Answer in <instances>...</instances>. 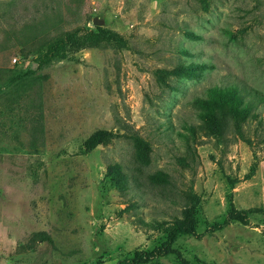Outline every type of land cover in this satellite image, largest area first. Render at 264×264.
Here are the masks:
<instances>
[{"label": "rangeland", "instance_id": "obj_1", "mask_svg": "<svg viewBox=\"0 0 264 264\" xmlns=\"http://www.w3.org/2000/svg\"><path fill=\"white\" fill-rule=\"evenodd\" d=\"M73 30L102 37L44 55ZM230 85L256 117L217 134L194 100ZM191 197L195 233L172 248L264 264V0H0V264H116ZM229 203L254 211L221 224Z\"/></svg>", "mask_w": 264, "mask_h": 264}, {"label": "trees", "instance_id": "obj_2", "mask_svg": "<svg viewBox=\"0 0 264 264\" xmlns=\"http://www.w3.org/2000/svg\"><path fill=\"white\" fill-rule=\"evenodd\" d=\"M100 31H87L84 34H77V30L67 32L64 37L56 39L49 47L45 50L44 55L48 56L52 51H57L62 47L68 40L77 49L83 47L95 46L101 39ZM248 93L252 97L257 98L258 101L263 99V96L253 90L249 89ZM195 106L199 109L198 117L204 121L208 127H210L217 134H221L225 124V117L229 116L232 120L238 122L246 120L250 117H256V113L253 112L254 103L252 100H244L242 93L239 91L236 85H230L226 87H212L208 91V97L203 99H195ZM132 145L135 148V156L137 160L141 163H146L148 146L139 136L132 135ZM90 149V148H86ZM109 171H113L114 178L120 184V175L114 170L111 165L108 167ZM152 180L166 183L168 180L166 175L162 172L152 174L150 176ZM194 198L183 204L182 217L180 220L174 221L171 226L165 229L164 239L155 247L149 251H135L131 257L122 259L116 264H145L153 260V258L174 254L178 264H198L192 263L184 259L178 250L172 248V243L181 234H191L193 235L195 227V208H194ZM253 209L247 210H237L231 203H229V208L225 213L224 220L221 224H225L229 219H234L238 221H245L246 216L252 213ZM218 224L216 228L220 227ZM215 225V224H213Z\"/></svg>", "mask_w": 264, "mask_h": 264}]
</instances>
